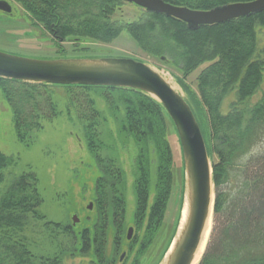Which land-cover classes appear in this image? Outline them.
<instances>
[{"label": "trees", "instance_id": "trees-1", "mask_svg": "<svg viewBox=\"0 0 264 264\" xmlns=\"http://www.w3.org/2000/svg\"><path fill=\"white\" fill-rule=\"evenodd\" d=\"M13 1L59 46L87 41L110 44L126 32L143 50L173 56L172 65L184 78L204 66L195 79L197 93L183 83L207 121L206 144L213 159L214 226L199 264H264V154H252L264 139V95L252 108L240 109L264 83V52L258 53V29L264 28V13L192 31L181 21L145 11L136 21L118 22L114 16L123 5L120 0ZM164 1L207 11L253 0ZM59 87L66 89L68 96L63 107L54 99V89ZM0 91L12 110L17 140L26 148L45 124L63 114L74 115L77 120L86 150L102 170L95 189L98 223L77 235L71 246V252L93 254L90 264H114L105 252L109 220L116 233L115 245L129 228L127 176L118 146L134 145L137 156L131 220L138 232L145 231L134 262L139 264L160 237L175 190L176 155L169 137L172 132L178 134L162 105L144 93L110 87L29 84L0 78ZM233 92L236 101L223 115V102ZM110 123L116 128L115 134ZM14 164L12 157L0 151V264H61L60 257L44 259L32 254L24 233L33 223L44 220L43 199L37 177L31 173L14 177L3 190L5 171ZM181 192L177 221L182 186ZM45 227L73 238L72 227L51 222ZM136 238L130 242L131 250Z\"/></svg>", "mask_w": 264, "mask_h": 264}, {"label": "rangeland", "instance_id": "rangeland-1", "mask_svg": "<svg viewBox=\"0 0 264 264\" xmlns=\"http://www.w3.org/2000/svg\"><path fill=\"white\" fill-rule=\"evenodd\" d=\"M5 1L12 6V13L6 14L0 11V52L40 61L133 59L145 63L163 74L176 90L183 95L194 114H196V118H198L205 141H208L207 121L183 85L185 83L192 92L197 93L195 79L204 66L198 68L190 77L184 78L182 73L172 65L175 60L173 56L169 53L160 56L143 50L126 32H123L118 39L110 44L87 41L75 44L65 42L62 46H59L47 31L34 24L30 16L18 3L13 0ZM122 4L118 7L114 20L131 22L144 17V10L135 5ZM153 42L155 41L153 40ZM178 52L181 51L178 50ZM263 52L264 28H259L258 53L261 55ZM54 93V99L63 107L68 97L66 89L55 88ZM263 95L264 83L255 96L240 109L252 108L263 98ZM235 101L236 92H233L223 102L221 108L223 115L230 112L231 105ZM109 127L115 134L114 124L110 123ZM174 134L172 132L169 142L176 155L174 163L176 171L175 190L164 223L159 231L160 237L157 243L155 242L156 244L148 249L145 254L146 257L140 259L139 264H159L176 232L178 204L182 194L181 186L183 191L185 188V165L181 143ZM81 136L82 131L74 115L68 116L65 113L54 122L45 124L44 130L37 135L31 147L26 148L17 140L12 110L0 91V151L15 160L14 166L5 171L6 187L3 190H6L12 183L13 178L20 174L31 173L37 177L38 188L43 199L41 214L44 216V220L33 223L31 227L29 226V231L24 233V236L29 239L28 244L31 245L32 254L44 259L60 257L61 264H90L94 257L93 254L82 256L78 252H71V250H74L71 246H74L72 242H74L76 236L83 230L94 229L98 223L95 189L96 180L101 176L102 170L90 157ZM252 154H264V139L253 148ZM118 155L127 176L128 208L126 224L128 227H134L133 239L134 237H138V239L136 238V246L131 250V243L127 240V230L121 238L120 244L115 245L116 233L113 229V222L109 220L105 227L107 234L105 252L106 257L113 259L114 264H134L145 234L144 229L138 232L131 220L135 206L132 186L137 152L131 143L125 147L118 146ZM210 159L213 162L211 156ZM153 197L152 194L150 203H152ZM91 204L93 205L92 209L89 208ZM75 215L79 219L76 226L73 225ZM49 222L59 224L62 228L72 227L74 229L73 238L63 235L61 230L45 227V224ZM213 226L214 221L211 232ZM123 254H125V257L121 261Z\"/></svg>", "mask_w": 264, "mask_h": 264}, {"label": "water", "instance_id": "water-1", "mask_svg": "<svg viewBox=\"0 0 264 264\" xmlns=\"http://www.w3.org/2000/svg\"><path fill=\"white\" fill-rule=\"evenodd\" d=\"M120 1L135 5L147 13L161 14L181 21L192 31L264 13V0L232 3L207 11L176 6L164 0ZM0 11L11 14L12 6L7 1L0 0ZM0 78L29 84L130 89L144 93L161 104L176 128L182 147L185 165L182 208L184 210L187 202L188 215L185 225L173 236L159 264L195 263L210 218L213 223L215 208L213 166L202 129L191 106L163 74L133 59L40 61L0 52ZM92 207L91 204L89 208ZM78 222L79 219L75 215L73 224L76 225ZM132 235L133 228H130L128 240ZM124 257L125 254L121 261Z\"/></svg>", "mask_w": 264, "mask_h": 264}, {"label": "bare ground", "instance_id": "bare-ground-1", "mask_svg": "<svg viewBox=\"0 0 264 264\" xmlns=\"http://www.w3.org/2000/svg\"><path fill=\"white\" fill-rule=\"evenodd\" d=\"M183 206V198H182V203H181V207H180V211H179V217H178V221H177V226H176V232L175 234L178 232H180V230L183 228V226L185 225L186 223V219H187V215H188V204L186 202V205H185V208L183 210L182 208ZM183 212V213H182ZM211 226H212V223H211V218H210V223L208 224L207 226V231H206V234L204 236V241H203V244H202V247L199 251V254H198V257L195 261L194 264H197L199 262V260L201 259L202 257V254L204 253V250H205V245L207 243V240L209 238V235L211 234L210 231H211ZM174 234V236H175ZM208 245V244H207ZM171 247V246H170Z\"/></svg>", "mask_w": 264, "mask_h": 264}, {"label": "flooded vegetation", "instance_id": "flooded-vegetation-1", "mask_svg": "<svg viewBox=\"0 0 264 264\" xmlns=\"http://www.w3.org/2000/svg\"><path fill=\"white\" fill-rule=\"evenodd\" d=\"M134 228V227H133ZM130 229V227L128 228V230ZM134 229H133V234H134ZM132 237H133V235H132ZM127 239H128V235H127ZM133 238H131L130 240H128L129 242H131V240H132Z\"/></svg>", "mask_w": 264, "mask_h": 264}]
</instances>
